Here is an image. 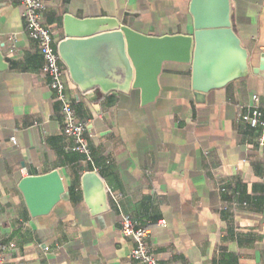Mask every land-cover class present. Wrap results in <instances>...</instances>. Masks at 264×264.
I'll list each match as a JSON object with an SVG mask.
<instances>
[{
    "label": "crops",
    "instance_id": "1",
    "mask_svg": "<svg viewBox=\"0 0 264 264\" xmlns=\"http://www.w3.org/2000/svg\"><path fill=\"white\" fill-rule=\"evenodd\" d=\"M56 43L62 17L112 16L153 36L191 34V0H41ZM231 27L246 50V73L195 97L191 65L165 62L159 94L65 91L92 161L70 149L60 104L42 72L38 44L24 29L19 0H0V239L5 264H140L120 228L127 215L149 225L160 264H264L263 133L239 118L252 95L264 104V0H229ZM57 170L66 196L31 217L18 181ZM102 179L109 210L92 216L81 176ZM164 220L165 225L157 224Z\"/></svg>",
    "mask_w": 264,
    "mask_h": 264
},
{
    "label": "water",
    "instance_id": "2",
    "mask_svg": "<svg viewBox=\"0 0 264 264\" xmlns=\"http://www.w3.org/2000/svg\"><path fill=\"white\" fill-rule=\"evenodd\" d=\"M191 34L146 35L120 24L112 16L62 17L64 38L57 53L69 80L86 93L98 88L130 94L137 91L141 105L159 94L158 76L165 62L191 65L195 97L224 86L246 73V50L231 27L229 0H191ZM6 63L0 52V71ZM31 217L47 215L65 196L57 170L22 177L17 184ZM85 206L92 216L110 206L105 185L94 171L81 176Z\"/></svg>",
    "mask_w": 264,
    "mask_h": 264
},
{
    "label": "built area",
    "instance_id": "3",
    "mask_svg": "<svg viewBox=\"0 0 264 264\" xmlns=\"http://www.w3.org/2000/svg\"><path fill=\"white\" fill-rule=\"evenodd\" d=\"M19 1L25 32L38 44L39 53L43 58L42 72L47 79L48 87L60 104L61 127L63 133L72 141L70 149L81 153L85 161L91 162V153L85 138L86 126L78 120L75 109L66 94V72L60 65L57 43L51 30L43 23L45 6L41 0ZM248 109L246 113H241L239 118L242 122L263 131L258 137V142L264 147V104H261L258 95H252ZM119 223L122 234L132 243L129 257L140 264H160L159 258L150 252L146 243L150 226L140 225L127 215H122ZM157 224L164 226L165 221L160 220ZM5 248L6 245L0 239V264H5Z\"/></svg>",
    "mask_w": 264,
    "mask_h": 264
}]
</instances>
